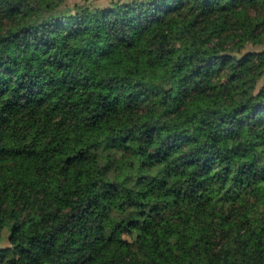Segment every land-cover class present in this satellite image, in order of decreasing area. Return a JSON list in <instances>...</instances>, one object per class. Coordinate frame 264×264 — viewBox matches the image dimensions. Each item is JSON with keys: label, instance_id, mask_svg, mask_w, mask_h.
Here are the masks:
<instances>
[{"label": "trees", "instance_id": "16d2710c", "mask_svg": "<svg viewBox=\"0 0 264 264\" xmlns=\"http://www.w3.org/2000/svg\"><path fill=\"white\" fill-rule=\"evenodd\" d=\"M263 45L264 0H0V264H264Z\"/></svg>", "mask_w": 264, "mask_h": 264}, {"label": "rangeland", "instance_id": "374dc122", "mask_svg": "<svg viewBox=\"0 0 264 264\" xmlns=\"http://www.w3.org/2000/svg\"><path fill=\"white\" fill-rule=\"evenodd\" d=\"M74 1H80V0H74ZM94 1L104 3L106 0H94ZM260 49H264V45H263ZM6 243H7V241L5 242V244H6Z\"/></svg>", "mask_w": 264, "mask_h": 264}]
</instances>
